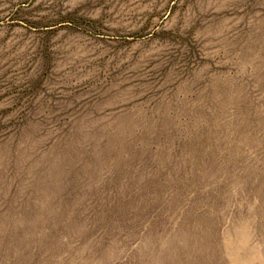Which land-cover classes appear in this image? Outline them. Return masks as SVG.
<instances>
[{"label": "rangeland", "instance_id": "obj_1", "mask_svg": "<svg viewBox=\"0 0 264 264\" xmlns=\"http://www.w3.org/2000/svg\"><path fill=\"white\" fill-rule=\"evenodd\" d=\"M0 264H264V0H0Z\"/></svg>", "mask_w": 264, "mask_h": 264}]
</instances>
